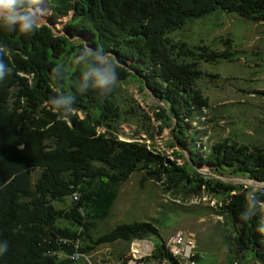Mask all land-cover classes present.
Instances as JSON below:
<instances>
[{"label":"trees","instance_id":"trees-1","mask_svg":"<svg viewBox=\"0 0 264 264\" xmlns=\"http://www.w3.org/2000/svg\"><path fill=\"white\" fill-rule=\"evenodd\" d=\"M46 1L53 17L73 13L68 34L85 32L91 40L73 42L46 25L30 37L0 30V44L7 48L0 60L12 68L0 81V243L7 245L0 264H78L81 256L86 258L83 264H96L92 254L111 246L121 247L113 253L115 263L129 264L133 242L153 237L162 240L154 245L152 257L159 264H201L197 251L211 249L207 239L214 233H207V239L200 234L206 241L195 240V257L187 261L172 256L167 246L171 238L162 236L161 220H150L145 212L141 217L135 211L133 219L108 227L125 185L135 175L141 176V190L152 182L163 197L170 196L171 204L180 197L203 198L208 193L222 197L224 204L214 213L223 219L220 234L229 246L224 264H264V189L251 194L252 189L243 185L209 182L210 177L195 168L209 164L222 176L264 183V141L255 138L264 137V128L253 129L255 136L245 129L232 133L230 128L232 136L214 134L221 121L198 86L206 75L220 78L204 72L201 63L240 60L231 45L234 41L222 39V49L216 51L204 39L191 44L171 36L219 12L259 25L264 23V0ZM85 43L110 53L119 81L141 78L143 91L165 104L155 118L164 126L176 119L175 141L189 153L191 163L166 168L165 159L147 143L118 139L111 123L122 119L119 86L104 96L91 90L79 94L74 87L79 69L73 61ZM61 67L63 75L57 79L54 70ZM57 92L75 98L74 112L64 119L48 104ZM253 93L264 97V90ZM89 110L92 115H87ZM83 111L86 119L79 116ZM212 111L213 117L206 120ZM258 122L264 124V118ZM101 126L108 130L98 134ZM152 130H146L151 137ZM199 206L205 210L204 204ZM183 209L187 210L182 213L192 212L187 206Z\"/></svg>","mask_w":264,"mask_h":264},{"label":"rangeland","instance_id":"rangeland-1","mask_svg":"<svg viewBox=\"0 0 264 264\" xmlns=\"http://www.w3.org/2000/svg\"><path fill=\"white\" fill-rule=\"evenodd\" d=\"M39 7L43 10L44 23L42 26L50 27L56 35L65 36L73 42L83 39L86 43H89L91 39L85 32L78 34L73 32L74 37L70 33L68 34V23L72 19L73 13L53 17L54 11L46 0H41ZM171 36L175 40L189 41L191 44H197L200 39H204L206 45L216 51L222 49V39H232L234 42L231 45L233 49L235 48L238 51L239 61L233 63L221 62L213 65L201 63L200 65L201 69L207 74L220 76V78L212 79L206 75L198 83L204 96L208 97L211 104L216 107L218 120L221 121L218 128H215L216 133H214V130L213 133L229 137L232 136L231 131L233 133V130H237V132L241 131L243 133L245 129L248 134L255 136L253 129H256L257 126L264 128V124L258 122L259 118H264V97L262 94L253 93L254 91L262 92L264 90V23L256 25L236 15L219 12L205 20L191 22L184 30L171 33ZM169 37L168 39L171 40V37ZM86 43L85 45H87ZM73 66H75L74 63ZM116 84L120 88L119 102L121 105L119 102L118 104L122 108V119L111 123V126L118 139L123 142L138 141L147 143L153 152L165 159L166 163L163 165L166 168H170L172 164L180 166L191 163L189 153L185 152L181 145L175 141L176 119L168 121V126H164L156 120L158 107L165 108V104L159 102L151 93L150 96V94L143 91L142 79L134 78L122 82L117 78ZM222 104L233 105L222 110L220 108ZM132 106L134 109H132ZM84 113V111L79 113V116L86 119ZM213 113L214 111L209 112L206 120H210ZM87 115H92V110L87 111ZM145 118H149L151 121ZM214 124L209 123L210 129H213ZM231 125H234L233 129ZM150 126L151 130L153 127V137L146 132ZM158 126L161 129H158ZM195 126L196 124L193 125V127ZM228 128L231 129L230 133L227 131ZM106 130H108L106 126H101L98 128V134H103ZM216 135H213V137ZM262 136H264V130ZM255 138L261 143L264 141V137L258 138L255 136ZM195 168L203 176H209V182H211V179H215V181L220 180L225 184L243 185L245 189H252L251 194H256L264 189V183H258L249 177L217 174L209 164H203L202 167L197 165ZM139 180L141 181V176L135 175L125 185L121 199L108 222V227L133 219L132 215L135 211L141 217H143L140 215L141 212H145L150 220H161L162 236L165 235L167 241L177 234H181L183 239L186 238V243L192 242L195 244L198 237L206 241L208 234L214 233L215 237L210 240L207 239V246L211 249H200L197 251V255L201 256V264H224L226 262L225 257L229 246L225 245L220 234L223 225L221 227L219 225V222L223 219L214 213L224 204L225 200L222 197L213 198L211 193H206L207 195L201 196L203 198L193 196L183 199L180 197L177 202L171 204V202L169 203V195L163 197L160 192H157V185L148 182L145 189L141 190ZM200 199L202 202H199ZM134 200L137 202V209L133 211ZM202 204H204L205 210L200 211L199 208H203V206L199 205ZM171 206L176 207L177 211H169ZM183 206L191 208L192 212L182 213L181 210H187L183 209ZM127 213H131V218L128 216L129 218L126 219ZM134 218L137 219V216L134 215ZM200 234H204L206 239H203ZM171 239L167 242V246L172 254ZM158 242H162L158 237L150 238L144 242H133L130 247L131 261L129 264H159L158 261L152 259L154 245ZM120 249L121 247L118 246L99 248L92 254V261L96 264H117L113 259V253L114 251L119 252ZM85 259V257H79L78 264H83ZM74 264H76V261ZM164 264L168 263L165 262Z\"/></svg>","mask_w":264,"mask_h":264},{"label":"clouds","instance_id":"clouds-1","mask_svg":"<svg viewBox=\"0 0 264 264\" xmlns=\"http://www.w3.org/2000/svg\"><path fill=\"white\" fill-rule=\"evenodd\" d=\"M41 0H0V30L20 35H33L44 23ZM7 48L0 44V56L6 55ZM79 69V77L75 81V89L79 94L95 91L101 96L107 95L117 83V72L110 53L103 46H80L73 61ZM12 72L11 66L0 60V81ZM56 78L63 75V68L54 70ZM74 96L57 92L49 98L50 110L58 118L64 119L74 112ZM246 219V217H242ZM7 245L0 243V255L6 251Z\"/></svg>","mask_w":264,"mask_h":264},{"label":"built area","instance_id":"built-area-1","mask_svg":"<svg viewBox=\"0 0 264 264\" xmlns=\"http://www.w3.org/2000/svg\"><path fill=\"white\" fill-rule=\"evenodd\" d=\"M181 234H177L171 239L172 254L175 257H181L187 261L193 260L195 257L194 248L195 244L192 242L186 243V238H182ZM264 249V243H263ZM264 253V252H263Z\"/></svg>","mask_w":264,"mask_h":264},{"label":"bare ground","instance_id":"bare-ground-1","mask_svg":"<svg viewBox=\"0 0 264 264\" xmlns=\"http://www.w3.org/2000/svg\"><path fill=\"white\" fill-rule=\"evenodd\" d=\"M136 252V251H135Z\"/></svg>","mask_w":264,"mask_h":264}]
</instances>
